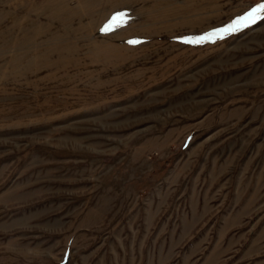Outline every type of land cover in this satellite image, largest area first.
Masks as SVG:
<instances>
[{"label":"rangeland","instance_id":"obj_1","mask_svg":"<svg viewBox=\"0 0 264 264\" xmlns=\"http://www.w3.org/2000/svg\"><path fill=\"white\" fill-rule=\"evenodd\" d=\"M260 4L0 0V264H264Z\"/></svg>","mask_w":264,"mask_h":264},{"label":"snow or ice","instance_id":"obj_2","mask_svg":"<svg viewBox=\"0 0 264 264\" xmlns=\"http://www.w3.org/2000/svg\"><path fill=\"white\" fill-rule=\"evenodd\" d=\"M260 13H264V4H260L257 7L253 8L251 12L248 13L247 16H245L243 19L246 22H255L257 20V18H259V14ZM114 22L117 18H113ZM246 26V25H245ZM236 30V27L233 26L230 29H225L223 31H234ZM105 32L109 31V28H105L104 29ZM212 35H218V33H213ZM208 37H200V38H196V39H192L189 41H185L186 43H201L204 39H207ZM131 43H135V41L131 42Z\"/></svg>","mask_w":264,"mask_h":264},{"label":"crops","instance_id":"obj_3","mask_svg":"<svg viewBox=\"0 0 264 264\" xmlns=\"http://www.w3.org/2000/svg\"><path fill=\"white\" fill-rule=\"evenodd\" d=\"M18 1H20V0H18ZM18 6L21 7V4H18Z\"/></svg>","mask_w":264,"mask_h":264}]
</instances>
